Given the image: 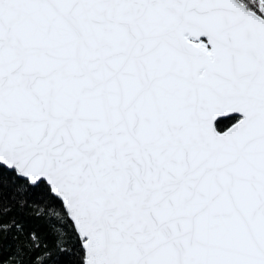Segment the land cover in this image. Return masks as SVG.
Returning a JSON list of instances; mask_svg holds the SVG:
<instances>
[{
    "label": "snow or ice",
    "instance_id": "6c2138e0",
    "mask_svg": "<svg viewBox=\"0 0 264 264\" xmlns=\"http://www.w3.org/2000/svg\"><path fill=\"white\" fill-rule=\"evenodd\" d=\"M0 264H264V0H0Z\"/></svg>",
    "mask_w": 264,
    "mask_h": 264
}]
</instances>
